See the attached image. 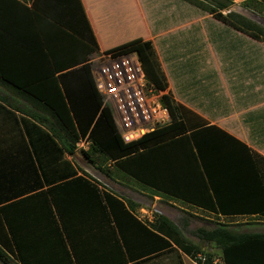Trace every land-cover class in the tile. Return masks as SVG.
<instances>
[{
	"label": "trees",
	"instance_id": "trees-1",
	"mask_svg": "<svg viewBox=\"0 0 264 264\" xmlns=\"http://www.w3.org/2000/svg\"><path fill=\"white\" fill-rule=\"evenodd\" d=\"M182 1L193 2L221 24L264 45V27L229 11L231 0ZM241 5L264 12V0ZM104 52L137 54L147 85L163 92L168 124L128 143L121 139L92 77L90 56L100 51L80 0H0V87L23 105L0 97V108L11 110L0 112L6 118L1 124H10L8 134L15 141L20 126L31 130V148L42 147L35 156L43 178L41 183L37 174L25 195L1 203L0 260L9 264L3 244L17 264H131L172 247L197 264H264V234L227 222L196 229L198 240L219 252L217 263L214 253L190 242L167 217L157 213L150 222L139 218L138 203L104 188L65 160L64 154H75L76 143L85 137L88 150L80 152L92 166L110 162L143 189L191 205L203 204L209 187V212L226 219L234 212L264 218V159L164 94L166 81L149 41L135 38ZM24 146L19 145L17 162L25 171L21 161L34 163L26 156L29 151L22 153ZM50 162L57 163L46 173L43 166ZM98 169L107 178L117 177ZM220 176L222 191L240 186L250 190L238 194L244 201L252 195L250 210L220 200L214 187ZM232 178L238 181L234 185L229 183ZM246 178L249 185H241Z\"/></svg>",
	"mask_w": 264,
	"mask_h": 264
},
{
	"label": "crops",
	"instance_id": "crops-1",
	"mask_svg": "<svg viewBox=\"0 0 264 264\" xmlns=\"http://www.w3.org/2000/svg\"><path fill=\"white\" fill-rule=\"evenodd\" d=\"M80 1L95 36L100 52H104L125 42H128L125 40H120L119 37H115L117 31L115 32L113 30V26L110 23H105L109 22L110 10H108L106 6H104L105 4L103 5V2L107 5L108 1ZM140 1L142 2V0H138L139 3ZM233 1L234 0H231V7L235 6L233 4ZM243 1L244 0H239V2L241 3ZM26 3L28 6H30V2L27 1ZM244 11L248 13L252 12L248 9H245ZM143 14L144 20L146 21L145 9L143 11ZM174 30H178L177 27L163 34L173 32ZM161 35L162 33H151L149 39L154 42V38H158ZM153 46L156 50L157 47L155 46V44ZM209 48L210 47H208L209 51H213ZM179 52L180 53H177L175 56L181 57L183 53H181V51ZM228 53V50L222 48L220 51H217L216 55H214V58H217L219 66L224 65L228 67V69L225 68L224 73L220 72L219 74L212 77H204L200 74H191L189 76H184L176 73L173 78L174 82L171 83L168 76L164 73L161 57L158 51H156L157 57L159 58L160 65L163 68V73L169 86L167 89L172 95L174 101L190 110L202 120L206 121L208 125L215 126L224 131L226 134L244 144L255 155L264 159V69H258V66L264 65V63L258 64L257 59L255 57H252V63H256V67L254 69L255 71H252L250 69L248 71H243V65L245 63L242 61L243 55L239 56L237 62L234 63V66H230L232 64L227 63V59L231 57L230 55H228ZM184 55L188 58L191 53L189 54L187 52H184ZM178 60L179 58H177V60L175 61L176 65H178ZM0 112L5 114L7 112H11V110L5 106V108L3 109L0 108ZM14 115L15 118L19 121V114L14 112ZM3 119L6 120V118L0 117V206L2 202H8L16 197H19L20 195H25L28 185H31L34 179L36 180L33 169L36 167L35 164L32 165V162L30 164V162L23 163V161H21V164H24L23 168H27L24 171L22 168L18 167L17 150L21 151V149H19L17 141L9 137L10 135L8 134V131L10 129V124L8 122L3 123V125L1 124L3 122ZM3 134H5V136ZM8 139H13L14 141L8 142ZM22 150V153L28 152L27 148H22ZM13 165L15 166L13 167ZM261 167L264 168V163H262ZM252 169L254 170V168L250 167L248 171L253 172ZM7 172H10V174L12 175H8V180L2 183V178ZM17 172H20L22 175L19 177L17 175ZM38 176L41 183H43V178L40 176L39 172ZM223 178L224 177L220 176L217 178V180H215V178L212 177V179L215 180L214 187L216 188V193L220 196V200L223 201L222 199L225 198L227 200V205L232 208H245V210H248L249 207L250 210L252 206L250 207L249 204L254 203V200L251 199L252 195H249V197L247 196L245 201L243 200L242 195H238L239 193H244L243 195L249 194L250 190L248 188H241L240 186V190L237 188H232L222 191L219 186L223 184ZM247 180V178L244 179V181L242 180L241 185H249V183H246ZM237 182L238 181L233 178L229 181L231 185H234ZM44 187L45 185L40 188ZM207 191L208 192L205 193L203 192L205 196H203V204H201L200 206L191 205V203H183L174 198H167L173 207L166 206L167 211L166 209L165 211L161 210L160 214L167 217L174 224L178 225L180 229L181 226H179L176 220L181 214H184L185 216L189 217V219L203 221L207 226L206 229L213 228L216 223H224L223 221H226L227 223L233 224V227H235V225L237 224H243L241 227H239L243 230H246L249 225L253 226L255 228H258L259 231L251 232L264 234V218L257 217L253 214H248L251 212H248L246 214H240L243 212H234L235 214H232V216H230V219H226L223 215H217L213 212H209L208 209L209 206H211V203L209 196L206 193L212 195V192L210 191L209 187ZM149 192L155 195L154 198H158L157 195L159 194L151 191ZM190 196L193 197L192 195ZM175 201L176 203H183L180 204L182 205V207L176 206ZM140 208L142 207L140 206ZM141 219L150 222L152 220V217L147 218L144 215H141ZM210 250L215 251V247L211 245ZM131 264L197 263L193 262L188 256L183 254L177 248L172 247L158 254Z\"/></svg>",
	"mask_w": 264,
	"mask_h": 264
},
{
	"label": "rangeland",
	"instance_id": "rangeland-1",
	"mask_svg": "<svg viewBox=\"0 0 264 264\" xmlns=\"http://www.w3.org/2000/svg\"><path fill=\"white\" fill-rule=\"evenodd\" d=\"M106 1H108V4L106 5V3L103 2V5L105 4L104 6H106V8L110 10V19L109 22L105 23H110L113 26V30L115 32L117 31L115 37H119L120 40L125 41H130L135 38H142L143 40L149 41L152 45L154 54L156 55L155 58L157 57L156 51H158L162 60L164 73L168 76L171 83L174 82L173 78L176 73L184 76H189L191 74H200L204 77H212L219 74L220 72L224 73L225 68L228 69V67L224 65L219 66L217 58H214V55H216L217 51H220L222 48H225L229 51L228 55H230L231 57L227 59V63L232 64L230 66H234V63L237 62L239 56L243 55L242 61L245 62L243 65V71H248L249 69L255 71L254 69L256 67V63H252V57H255L257 59L258 64L264 63V45L261 42L252 40L251 38H248V36L221 24L213 17L197 8L193 2H184L182 0H142V2L140 1V3L138 2V0ZM204 1L207 4L213 3V0ZM233 4L235 6H230L229 11L240 13L264 27V12L248 13L246 12L247 10L244 11L245 9L242 7L239 0H234ZM144 9L146 13V21L144 20ZM227 12L228 11H223L222 13L226 14ZM175 27H177L178 30L163 34ZM150 32L152 34L162 33V35L158 38H154V42H152L149 39L151 36ZM154 44L157 47L156 50L153 46ZM208 47H210L209 49L213 51H209ZM178 50L183 53L181 57L175 56L177 53H180ZM184 52H187L189 54L191 53V55H189V57L187 58L184 55ZM97 55L98 53L91 55L90 60L93 61L97 57ZM177 58H179L178 65H176L175 63ZM157 59L159 61L158 57ZM159 66L160 70L163 73V68L161 67L160 62ZM258 69H264V65H259ZM164 79L168 88L169 86L165 75ZM167 88L164 94L169 93ZM170 96L172 97L171 94ZM0 97L9 98L10 102L15 106L21 108L23 106L22 104H19L17 100L14 99L13 96H11V94L9 95V93L1 87ZM102 105L110 110L112 118H114V113L109 103L102 99ZM24 127L27 131H25L22 126H20L21 135L16 138L17 145H25L24 147L29 151V154L26 156L28 158H31L33 163L36 165L35 154H38L41 151L42 147H38L37 150L35 148H31L29 141L35 142V140L33 134L29 132L31 130H28L27 126ZM12 133L15 136L18 135V131H16L17 134H15L13 127ZM27 134L29 135V138H27ZM21 137H23L25 140H21ZM12 141L14 140L8 139V142ZM88 145L89 141L87 138L84 137L78 140V142L76 143L75 154H64L65 160L80 172H85L89 177L100 183V185H102L104 188H108L115 194L131 199L134 202L138 203L142 207L138 208L137 210V216L139 218H141V215H144L147 218H151L157 213L160 214L161 210L165 211L166 206L173 207L166 197L157 195L158 198L156 199L154 198L155 195L151 194L148 190L143 189L128 177L117 173V170L114 169L113 164H111L110 162H107L102 166L98 164V166L102 167L104 171H107L108 173L110 172V175L117 176L115 179L107 178L103 174L105 172L99 170L98 166L90 165L81 155L80 150H88ZM48 147L49 145H47V148ZM56 156L57 155H55V157H53L52 159L56 158ZM54 163L44 164L43 169L46 167L44 171L46 173L52 172ZM33 169L36 176L38 174L36 171V167ZM8 175L12 174H10V172H7L2 178V183L8 180ZM17 175L20 177L22 174L20 172H17ZM175 204L176 206L182 207V205L180 204L183 203H176L175 201ZM176 222L179 224V226H181L183 234L190 242L196 244L200 249H203L204 251L214 253L216 262L220 263V258L218 256L219 252L216 250H210V244H204L194 235V231L196 229L207 228L203 221L192 220L184 214H181L177 218ZM223 222L226 223V221ZM246 230L259 231L258 228L250 225ZM2 247L6 251V253L9 254V264H17L15 257L10 254L11 252L7 250V248H5L3 244ZM0 264L5 263L0 260Z\"/></svg>",
	"mask_w": 264,
	"mask_h": 264
},
{
	"label": "built area",
	"instance_id": "built-area-1",
	"mask_svg": "<svg viewBox=\"0 0 264 264\" xmlns=\"http://www.w3.org/2000/svg\"><path fill=\"white\" fill-rule=\"evenodd\" d=\"M92 62L96 90L113 110L121 139L134 141L170 121L163 92L149 87L135 52H100Z\"/></svg>",
	"mask_w": 264,
	"mask_h": 264
}]
</instances>
